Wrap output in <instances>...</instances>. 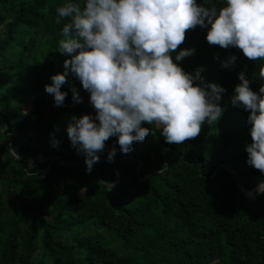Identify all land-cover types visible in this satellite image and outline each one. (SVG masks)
<instances>
[{"label": "trees", "instance_id": "16d2710c", "mask_svg": "<svg viewBox=\"0 0 264 264\" xmlns=\"http://www.w3.org/2000/svg\"><path fill=\"white\" fill-rule=\"evenodd\" d=\"M65 2L0 0V264H264V194L247 197L238 187L252 190L264 173L246 163L250 113L231 104L240 72L259 92L264 60L209 45L208 28L188 31L177 53L195 52L178 63L193 74L203 67L207 83L226 89L221 117L180 145L145 123L149 135L130 153L112 137L89 173L67 125L95 113L90 94L72 75L63 106L45 92L70 58L59 52L70 21L58 23L56 9ZM230 55L235 66L225 69ZM72 88L83 102L73 101Z\"/></svg>", "mask_w": 264, "mask_h": 264}, {"label": "clouds", "instance_id": "9594fccd", "mask_svg": "<svg viewBox=\"0 0 264 264\" xmlns=\"http://www.w3.org/2000/svg\"><path fill=\"white\" fill-rule=\"evenodd\" d=\"M56 11L58 23L70 21L59 41V52L70 58L64 61L63 73L51 76L45 92L53 95L56 106H63L68 93L61 87L72 75L90 94L95 116H73L67 125L68 138L84 155L89 173L112 137H118L122 153H130L149 135L145 123L162 129L166 143L180 145L196 139L205 123L221 117L226 89L207 83L203 67L193 74L178 63L195 52L177 53L188 31L208 28L209 45L238 48L248 60H264V0H226L219 12L197 0H83V4L67 0ZM236 60L230 55L222 67L231 69ZM259 77L264 80V67ZM238 79L231 104L250 113L246 163L264 173V84L256 92L244 72ZM71 90L73 101L83 102L79 92ZM58 145L55 140L53 146ZM115 155L113 146L109 162ZM86 191L82 187L81 193ZM256 191L264 194V183Z\"/></svg>", "mask_w": 264, "mask_h": 264}, {"label": "water", "instance_id": "95a60500", "mask_svg": "<svg viewBox=\"0 0 264 264\" xmlns=\"http://www.w3.org/2000/svg\"><path fill=\"white\" fill-rule=\"evenodd\" d=\"M159 130H161V129H159ZM10 146H11V144H10ZM11 151V153L13 154V149H11L10 150ZM14 155V154H13ZM15 157H17V158H19V156L18 155H14ZM52 161V160H51ZM51 163V162H50ZM50 163L48 164V166H47V168H46V170H45V172H47L48 171V169L50 168ZM115 174H116V177L118 178V172L117 171H115ZM118 183V180H116V184ZM262 183H264V182H259L252 190H250V191H244L243 190V188L238 184V187H239V190L241 191V192H243L244 193V195L245 196H247V197H253L254 195H253V191H255L256 192V194H258L257 193V191H256V189L258 188V186L260 185V184H262ZM113 187H115V185L113 186Z\"/></svg>", "mask_w": 264, "mask_h": 264}, {"label": "rangeland", "instance_id": "374dc122", "mask_svg": "<svg viewBox=\"0 0 264 264\" xmlns=\"http://www.w3.org/2000/svg\"><path fill=\"white\" fill-rule=\"evenodd\" d=\"M24 106H25V105H23L22 107H24ZM90 114L93 115V116H95V113H94V112H91ZM161 130H162V129H161ZM1 143H2V142H0V144H1ZM38 160H41V161H42V158L39 156V157H38Z\"/></svg>", "mask_w": 264, "mask_h": 264}]
</instances>
